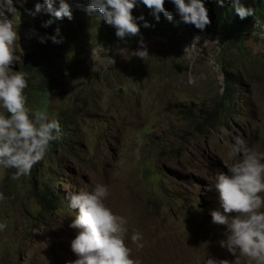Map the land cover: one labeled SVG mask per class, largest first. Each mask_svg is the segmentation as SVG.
<instances>
[{
	"label": "rangeland",
	"instance_id": "1",
	"mask_svg": "<svg viewBox=\"0 0 264 264\" xmlns=\"http://www.w3.org/2000/svg\"><path fill=\"white\" fill-rule=\"evenodd\" d=\"M39 1L13 0L17 11L9 18L22 62L11 67L30 68L26 107L67 123L69 138L49 148L27 176L11 180L13 170L0 168V222L7 224L0 264L75 260L76 230L69 224L78 209L68 207L66 196L97 183L108 186L105 203L125 219V243L138 264H203L209 255L231 261L219 245L225 226L211 222V211L223 213L215 174L226 172L225 153L236 135L264 152V39L247 28L264 24L252 15L230 16L215 38L178 15L156 21L140 5L132 14H142L149 27L138 21V34L121 41L103 19L76 21L73 11L83 0H66L72 18L59 28L62 42L40 43L37 36L55 28L19 14ZM236 26L245 37L223 33ZM141 39L145 60L136 53Z\"/></svg>",
	"mask_w": 264,
	"mask_h": 264
},
{
	"label": "clouds",
	"instance_id": "2",
	"mask_svg": "<svg viewBox=\"0 0 264 264\" xmlns=\"http://www.w3.org/2000/svg\"><path fill=\"white\" fill-rule=\"evenodd\" d=\"M174 5L179 21L192 24L203 30L209 24V17L204 0H170ZM223 6V0H217ZM140 5L150 9L156 21L160 14L169 21L173 13L164 8V0H86V11L96 12L103 21L115 29V36L123 41L139 32L138 21L144 16L134 17L132 9ZM232 6L240 19L253 14L251 7H245L240 0H232ZM48 13L51 17L71 19V9L66 0H43L36 3L29 14ZM13 0H0V168L13 170L9 179L17 180L27 176L38 161L48 151L61 131L57 119L50 118L48 112L34 111L26 107L25 89L28 74L12 70L11 65L22 62L16 54L19 48V32L9 16L16 12ZM53 21H44L42 27H48ZM143 27H149L144 21ZM30 35H37L35 29ZM264 39V31L258 33ZM40 43L45 39L59 44L63 37L60 29H54L51 36H37ZM137 57L145 60L149 55L143 40L138 41ZM120 52V49H118ZM193 78L188 83L193 84ZM4 113H7L5 115ZM225 153L226 172L215 174V189L218 193L223 213L210 212L211 222L224 225L225 238L219 241L221 248L233 257L218 259L209 255L203 264H264V152L250 147L247 141L236 135ZM108 186L97 183L91 188H82L66 196L68 207L78 209V214L69 227L76 230L70 241V250L77 257L67 264H138L130 255V248L125 243V219L114 213L105 203ZM2 198V197H0ZM166 212V208L161 209ZM233 213L234 215H227ZM7 227L0 222V232ZM132 242L140 240L139 233H133ZM139 246V245H137Z\"/></svg>",
	"mask_w": 264,
	"mask_h": 264
},
{
	"label": "trees",
	"instance_id": "3",
	"mask_svg": "<svg viewBox=\"0 0 264 264\" xmlns=\"http://www.w3.org/2000/svg\"><path fill=\"white\" fill-rule=\"evenodd\" d=\"M240 2L245 6V7H251L253 9V14L252 16L257 18L256 22L259 24H264V0H248L247 2L245 0H240ZM38 3H42L41 1H39ZM36 3H34L33 5H35ZM204 4L205 7L207 9V15L209 17V24H207L205 26V28L202 30L205 33H210L212 34L213 37H216V34H219L220 31L218 32L217 30L221 28L222 23L226 21L227 17L234 18V15H236L234 8L232 6V0H223V6H220L217 3V0H204ZM81 9L80 10H75L73 11V15L77 16L76 17V21H80V19H82L83 17H93V18H99V14L96 12H88L86 11V0H83L81 2ZM164 8L168 11H171L173 13V15H177V13L175 12V8L174 5L170 2V0H164ZM20 15L22 16H30V18H32L33 22L36 25H42V23L44 21H47L49 19L52 20V18L43 10L40 13H36V14H29L28 11L22 10L20 13ZM230 18V19H231ZM53 22L46 27L47 29H52V28H57L59 27L60 29H67V19L65 18L64 20L59 19V20H52ZM255 22V23H256ZM255 25V24H253ZM194 29H197L194 25H192ZM251 24H249L247 26V28H251ZM201 30V29H200ZM239 27H232V29L228 28V31H225L223 33H230L234 35V38L237 37H242L244 36V32L243 31H238ZM238 31V32H237ZM228 34V35H230ZM236 34V35H235ZM245 37V36H244ZM35 54L32 55V57L30 58V61H35ZM24 72L27 69H30L27 67V65H25L24 67ZM228 77L226 76L225 80H227ZM61 127V131L57 137V139L55 141H53L50 145V149H52V151L54 152L55 150L58 149V146L61 145H66L68 142V132H67V123L66 125H60Z\"/></svg>",
	"mask_w": 264,
	"mask_h": 264
},
{
	"label": "built area",
	"instance_id": "4",
	"mask_svg": "<svg viewBox=\"0 0 264 264\" xmlns=\"http://www.w3.org/2000/svg\"><path fill=\"white\" fill-rule=\"evenodd\" d=\"M248 31L251 34H254L256 36L258 33L264 31V26L263 25H252L251 28H250V30H248ZM114 40H120V39L119 38H115ZM98 46H106L107 47V42H104V43H96L94 45V47L92 48L94 53H95V47H98ZM109 50H110V48H109Z\"/></svg>",
	"mask_w": 264,
	"mask_h": 264
}]
</instances>
